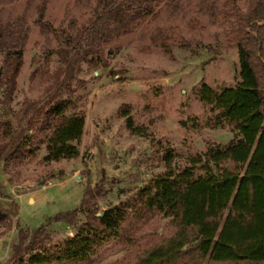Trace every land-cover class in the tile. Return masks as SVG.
I'll return each mask as SVG.
<instances>
[{"label":"rangeland","instance_id":"374dc122","mask_svg":"<svg viewBox=\"0 0 264 264\" xmlns=\"http://www.w3.org/2000/svg\"><path fill=\"white\" fill-rule=\"evenodd\" d=\"M154 2L137 26L97 45L68 41L92 14L86 0H16L0 8L3 21L23 17L28 32L13 78L0 48V209L7 215L0 263L25 257L23 245L39 226L48 235L42 246L63 243L86 219L85 190L102 212L163 171L166 154L179 170L233 138L200 99V86L218 91L238 79L236 16L249 0ZM40 13L51 24L47 33L36 22ZM58 102L84 114L83 134L76 156L44 161V110ZM173 229L169 217L153 214L133 241L109 237L87 264H129Z\"/></svg>","mask_w":264,"mask_h":264},{"label":"trees","instance_id":"16d2710c","mask_svg":"<svg viewBox=\"0 0 264 264\" xmlns=\"http://www.w3.org/2000/svg\"><path fill=\"white\" fill-rule=\"evenodd\" d=\"M15 1L0 0V8ZM86 1L92 3V14L69 37L74 44L111 41L137 26L156 7L154 0ZM41 17L40 13L36 22L47 33L51 24ZM236 19L238 79L218 91L201 84L199 96L215 112L214 121L229 126L233 138L207 147L179 170L172 167L170 153L166 154L163 171L131 198L102 212L93 206L95 195L85 190L86 219L75 225L63 243L53 249L42 246L48 235L39 226L23 245L25 257L12 256L0 264H87L105 239L133 241L156 213L170 218L173 231L134 254L129 264H201L204 258L213 263L264 262V0H249ZM27 33L23 17L12 21L0 17V48L6 52L12 78L23 64ZM66 109L65 103L58 102L44 110V161L78 154L76 141L83 134L85 116ZM127 125L133 128L130 118ZM3 129L12 131L7 122ZM6 217L0 209V221Z\"/></svg>","mask_w":264,"mask_h":264}]
</instances>
